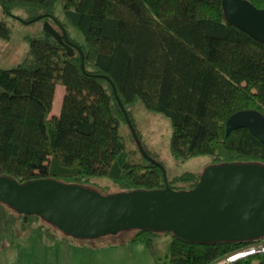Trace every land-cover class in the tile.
I'll list each match as a JSON object with an SVG mask.
<instances>
[{"label":"trees","instance_id":"16d2710c","mask_svg":"<svg viewBox=\"0 0 264 264\" xmlns=\"http://www.w3.org/2000/svg\"><path fill=\"white\" fill-rule=\"evenodd\" d=\"M252 1L264 7V0ZM59 2L64 17L56 12ZM40 14L60 30L61 22L84 55L80 49L70 54L44 28L29 35L30 48L18 65L0 66V174L21 181L52 177L105 193L112 191L95 187L102 186L101 177L117 191L165 187L162 164L127 140V114L142 137L132 111L138 100L171 117L176 157L264 163V142L248 127L227 132L234 112H264V40L230 22L223 0H0V36L11 37L9 16ZM68 23L83 31L86 43L71 35ZM59 83L67 90L61 111L52 113ZM202 174L168 173L169 184L191 188ZM37 217L44 218L1 201L0 242L18 222ZM131 229V240L145 241L154 255L158 234L171 231L167 264H215L264 238L200 242L172 230ZM113 242L120 241L107 243ZM224 264H264V252Z\"/></svg>","mask_w":264,"mask_h":264},{"label":"water","instance_id":"95a60500","mask_svg":"<svg viewBox=\"0 0 264 264\" xmlns=\"http://www.w3.org/2000/svg\"><path fill=\"white\" fill-rule=\"evenodd\" d=\"M223 5L230 22L264 40V7L252 0H223ZM42 17L40 14L20 19L32 22ZM45 21L46 28L70 54H75L76 48L83 54L82 46L69 37L61 22L60 30L50 20ZM127 119L142 153L162 164L165 187L105 193L52 177L21 181L11 174H0V202H8L24 213H38L67 233L90 238L128 228L172 230L200 242L264 235V163L210 164L194 187L176 189L169 184L166 166L148 152L129 114ZM239 127H248L264 142L262 110L245 108L234 112L227 120V132Z\"/></svg>","mask_w":264,"mask_h":264},{"label":"rangeland","instance_id":"374dc122","mask_svg":"<svg viewBox=\"0 0 264 264\" xmlns=\"http://www.w3.org/2000/svg\"><path fill=\"white\" fill-rule=\"evenodd\" d=\"M56 12L64 17L62 2L57 4ZM8 19L12 26V34L10 38L0 36V66L10 68L18 65L23 60L31 45L29 35L42 32L46 28V21L37 19L32 22H25L13 16H9ZM68 29L72 36H75L80 42L86 43L83 31L76 25L68 23ZM66 90L67 86L59 83L52 113L61 111L63 95ZM132 111L135 114L137 127L142 137L139 136L143 144L146 145V148L158 153L159 158L165 162L170 175L188 169L204 171L212 162V156L209 154L195 155L188 158H178L173 154V121L164 112L147 108L143 100L136 101L132 106ZM130 129L131 127L128 124V129L125 131L127 140L131 148H136L138 143H136V138L135 140L132 139ZM135 155L136 157L140 156L138 152ZM99 181L101 187L92 186L101 189L107 186L104 188L112 192L117 191V186L107 177H101ZM20 227L21 229H19ZM11 234L7 236V239L0 242V264H89L93 257L92 252L97 248L94 246L93 240L90 239L101 242L121 241L127 238L128 235H133L134 229L128 228L116 233H109L102 238H85L60 230L50 224V221L46 218L37 217L33 218L27 225L18 222L15 231ZM172 238L171 231L158 234L156 237L157 253L155 254L156 257L155 255L153 257L157 261L154 260V264L166 263L171 250ZM132 243L138 249V253L142 250L140 245L146 249L148 255L152 253L145 241L132 240Z\"/></svg>","mask_w":264,"mask_h":264},{"label":"crops","instance_id":"0c3cea01","mask_svg":"<svg viewBox=\"0 0 264 264\" xmlns=\"http://www.w3.org/2000/svg\"><path fill=\"white\" fill-rule=\"evenodd\" d=\"M132 236L128 235L127 238L115 243L94 240V246L97 248L92 252L93 257L89 264H154V254L148 255L142 245H140L142 250L138 253V249L132 243Z\"/></svg>","mask_w":264,"mask_h":264},{"label":"built area","instance_id":"2783aa9c","mask_svg":"<svg viewBox=\"0 0 264 264\" xmlns=\"http://www.w3.org/2000/svg\"><path fill=\"white\" fill-rule=\"evenodd\" d=\"M261 252H264V238L259 239L257 242L247 247H243L239 250L231 252L229 255H227L226 257H223L215 264H224L229 261H235L240 258L246 257L248 255L261 253Z\"/></svg>","mask_w":264,"mask_h":264}]
</instances>
